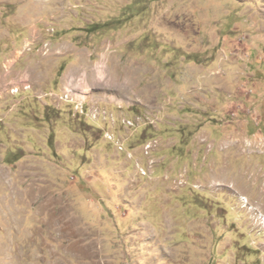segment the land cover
Masks as SVG:
<instances>
[{"label": "rangeland", "instance_id": "rangeland-1", "mask_svg": "<svg viewBox=\"0 0 264 264\" xmlns=\"http://www.w3.org/2000/svg\"><path fill=\"white\" fill-rule=\"evenodd\" d=\"M0 264H264V0H0Z\"/></svg>", "mask_w": 264, "mask_h": 264}, {"label": "built area", "instance_id": "built-area-1", "mask_svg": "<svg viewBox=\"0 0 264 264\" xmlns=\"http://www.w3.org/2000/svg\"><path fill=\"white\" fill-rule=\"evenodd\" d=\"M24 86H28L31 89V86L29 84H26ZM47 96L51 97V96H53V93L47 92V93H45L43 95H40V96H37V97L43 98V97H47ZM65 96H69V92H66L65 93ZM75 108H76L77 113H80L81 116L86 115L87 118H89V119H96V120H98L100 117H102V115H104V117H106L105 116L106 114H104L102 111H96L95 110V111L92 112V114H90V112L83 111V106H75ZM105 119H107V118H105ZM92 121H94V120H92ZM121 121H122L121 123L123 125H125L126 127H128V128H137L138 127V122L136 120L132 119V118H123V119H121ZM148 123L150 124V122H148ZM104 136H105V138L109 142L115 144V146L119 150L126 151V153L128 155H131V152L125 146L126 145L125 144L126 142L123 141V140L121 141L120 138H117V136L114 133H112L110 131H105L104 132ZM150 147H151V144L150 143H147L146 146H145L147 153L150 152L149 151L150 150ZM140 171H141V173L143 175H147L148 169L145 170L144 168H140Z\"/></svg>", "mask_w": 264, "mask_h": 264}, {"label": "bare ground", "instance_id": "bare-ground-1", "mask_svg": "<svg viewBox=\"0 0 264 264\" xmlns=\"http://www.w3.org/2000/svg\"><path fill=\"white\" fill-rule=\"evenodd\" d=\"M17 90V89H16ZM247 202V201H246Z\"/></svg>", "mask_w": 264, "mask_h": 264}]
</instances>
